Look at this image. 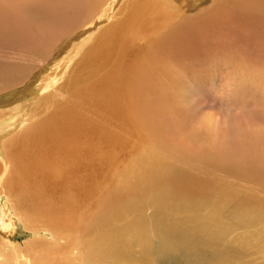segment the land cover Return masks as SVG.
Masks as SVG:
<instances>
[{"label": "bare ground", "instance_id": "obj_1", "mask_svg": "<svg viewBox=\"0 0 264 264\" xmlns=\"http://www.w3.org/2000/svg\"><path fill=\"white\" fill-rule=\"evenodd\" d=\"M206 1L0 0V63L6 64L0 67V227L13 230L21 224L32 236L31 245L47 243L46 234L54 241L50 248H29L28 257H21L25 260L15 253L19 244H5L0 264L119 262L124 246L138 245L139 234L135 224L109 232L110 221L140 220L139 206L133 210L138 192L175 187L191 179L169 173L158 162L161 158L137 146L134 159L130 157L125 166L116 164L122 162L130 142L138 140L137 134L145 139L143 131L156 129V117L173 111V101L185 88L193 66L191 53H202L207 26L214 29L211 20L220 22L219 8L205 23L187 17L191 8L201 11ZM232 3L241 16L258 19V27L264 26V0ZM18 5L27 6L26 15ZM78 19L85 26L76 30L72 25ZM252 34L255 40L254 30ZM200 56L198 60L204 61ZM261 65L258 77L264 85V56ZM246 173L254 177L251 171ZM233 196L240 204L222 210L246 231L264 234V206L241 193ZM178 217L205 218L223 231L221 218L209 208ZM193 239L186 234L188 244L181 246L161 241V257L176 262L184 252L194 264H217L214 254L190 247ZM228 254H219V263Z\"/></svg>", "mask_w": 264, "mask_h": 264}, {"label": "rangeland", "instance_id": "obj_2", "mask_svg": "<svg viewBox=\"0 0 264 264\" xmlns=\"http://www.w3.org/2000/svg\"><path fill=\"white\" fill-rule=\"evenodd\" d=\"M207 1L200 8L201 11L191 8L193 13L187 17H192L196 24L203 20L205 23L213 15L211 12L219 8L220 22L218 24L211 20L215 26L214 29L211 25L207 26L202 53L199 55L191 53L190 62L194 60L192 61L193 66L191 64L188 70L189 75L185 81V88L173 101V111L167 116L156 117L157 127L154 131L144 130L145 139L137 134L138 140L130 142L131 145L126 148L122 162L116 164L125 166L130 157L134 159L137 154L135 146H137L141 147L143 152L161 158L158 162L169 173H181L191 179L187 181V184L175 187L163 186L154 191L137 193L133 210L139 206L143 214L141 219L126 224L111 220L109 232L121 229L125 225L135 224L139 234L136 240L138 245L124 246L122 260L116 263L108 261L107 264H194L188 259L189 253H180L176 262L165 260L160 255L161 241L181 246L188 244L185 240L186 234L194 236L190 244L191 248H202L214 254L217 264H264V234H252L248 231L250 229L246 231L239 226L232 215L222 210L224 206L229 208L238 206L240 200L233 194L239 193L252 197L264 206V85L258 77L261 70L260 68H258L259 72L257 70L264 56V26L261 24L262 27H258L260 25L258 23L261 22L258 19L241 16L232 0ZM17 7H23L20 10L21 13L27 14V6L18 5ZM223 7H226L227 13ZM229 9H231L232 16L229 14ZM228 15L233 19L226 17ZM77 21L72 25L76 30L85 26L83 21L79 19ZM241 29L249 32L251 36L248 33L244 34L246 31L243 32ZM251 30L252 32L254 30V36L257 35L256 38L254 37L255 40ZM212 37L214 39H211ZM242 38H245V41ZM250 40L253 42L250 43ZM258 43L262 45H257ZM216 45L219 46L214 49ZM251 45L257 49L254 46L255 49L252 48ZM205 54L208 55L206 58ZM212 54H214L213 57H210ZM258 54L262 55L260 60L259 56H256ZM198 56L200 58L203 56L205 60L203 61V58L198 60ZM4 65L6 64L0 63V67ZM195 67L200 69H198L199 73L193 70L196 69ZM0 70L3 69L0 68ZM197 77L200 78L197 79ZM233 123L236 126H233ZM237 125L241 134L236 133ZM136 161L139 160L135 159ZM234 170L241 173L238 175ZM248 171H251L254 177H250L246 173ZM113 181L116 180L113 179ZM108 183L107 188L111 185V181L109 180ZM179 193L180 196L177 195ZM223 200L227 203H223ZM205 208L211 209L216 216L221 218L223 231L220 232L218 226L205 218L181 219L178 217L183 214H192L195 211L201 212ZM133 210L124 216L125 220L131 218ZM208 213L209 211L205 210L203 215L206 217ZM18 225L14 226L13 230L11 229L12 232L10 229L4 230L0 227V241L2 240L0 252L4 248L7 249L5 244L9 246L10 243H15L19 244L15 248V253L19 258L23 254L28 257L29 248L39 247L42 250V248H50L54 242L51 236L46 234L47 243L37 241L42 242L39 243L42 245L38 243L37 245L35 242L31 245L29 242L32 236L28 235L27 230L24 231L21 224ZM35 225L42 226L36 222ZM254 228L256 231L259 230L257 225ZM98 231L99 228H96L97 233ZM173 237H177L178 240H172ZM94 239L95 237L91 238L92 241ZM225 252L229 254L219 263V254ZM77 253H80V249L74 254L78 255Z\"/></svg>", "mask_w": 264, "mask_h": 264}]
</instances>
